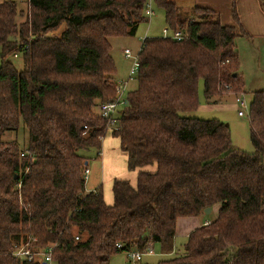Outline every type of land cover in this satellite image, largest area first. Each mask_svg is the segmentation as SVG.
Returning <instances> with one entry per match:
<instances>
[{
	"label": "trees",
	"instance_id": "16d2710c",
	"mask_svg": "<svg viewBox=\"0 0 264 264\" xmlns=\"http://www.w3.org/2000/svg\"><path fill=\"white\" fill-rule=\"evenodd\" d=\"M152 1L184 36L143 39L137 86L112 132L93 111L117 95L111 38L136 34L148 0H27L20 23L18 1L0 2V264H45L20 263L22 244L53 247L56 264H109L153 243L174 256L136 264H264V90L248 109L253 151L233 144L224 121L189 114L201 80L207 102L245 92L235 39L247 32L235 6L237 25H227L209 7L183 15L176 0ZM20 53L22 69L10 58ZM21 126L24 147L3 138ZM107 134L137 171L136 183L113 179L112 203L102 183L87 191L81 153L100 156ZM217 203V217L174 252L177 219Z\"/></svg>",
	"mask_w": 264,
	"mask_h": 264
},
{
	"label": "rangeland",
	"instance_id": "374dc122",
	"mask_svg": "<svg viewBox=\"0 0 264 264\" xmlns=\"http://www.w3.org/2000/svg\"><path fill=\"white\" fill-rule=\"evenodd\" d=\"M4 0H0L2 2ZM17 7L19 14L17 21L20 23L29 13V5L27 0H17ZM178 6L181 9L183 15L191 14L194 9L193 0H176ZM263 6L262 0L260 1ZM264 9V7H263ZM154 13L148 20H145L139 24L136 34L124 37H112V55L116 63L117 73L115 75L116 81L127 80L128 90H132L137 86L136 75H132L130 78V69L134 62V55L137 56L143 39L147 36H161L163 34L164 27L167 26L165 21L164 9L153 3ZM63 28V26L61 27ZM253 34H240L235 39L236 50L239 58V70L244 78L245 82V98L248 103L252 100V93L256 90H264V34L260 31H254ZM50 35H55L50 34ZM129 47L132 52L131 57H126L124 49ZM15 63L18 69L23 68L22 54L13 55L10 57ZM1 64V59H0ZM242 93L234 94L228 93L220 97L221 102L218 104H208L205 101L203 81L199 82L198 95L200 101V108L197 110V115L200 118H217L227 123L231 130L233 144L245 151H253L254 146L251 141L250 133V116L246 108L239 105L236 100V96ZM243 110L244 115H239L238 111ZM93 111L95 114L98 113L97 106H94ZM193 113V112H192ZM192 113L189 112L190 115ZM196 114L194 111L193 115ZM112 135V134H111ZM108 136L104 141L111 148H118V153L113 155V151L108 152L106 156H98V150L96 148H90L88 150H81V153L87 155L89 158L88 168L89 173L87 176L86 184L87 189L91 186L102 183L104 190V198L106 201L112 203L113 191H112V179L119 175L125 177L127 174L133 173L135 170H129L127 165V154L121 149L118 143V138L115 136ZM4 139H17L24 147L28 140V131L24 126H21L19 130H9L3 135ZM108 139V140H107ZM106 142V143H105ZM102 148L100 149V153ZM103 155V153H102ZM136 181V178H135ZM134 181V183H136ZM219 204L213 205L209 212L202 211L199 214V219H215L218 215ZM186 242L185 237H179L175 242L176 247L174 252H179L184 248ZM154 254L145 255L141 261H147L150 263H156L161 259L169 258L174 254H167L161 251V247L158 243H155ZM129 252L122 251L112 255L109 264H130ZM49 264H56L51 261Z\"/></svg>",
	"mask_w": 264,
	"mask_h": 264
},
{
	"label": "built area",
	"instance_id": "2783aa9c",
	"mask_svg": "<svg viewBox=\"0 0 264 264\" xmlns=\"http://www.w3.org/2000/svg\"><path fill=\"white\" fill-rule=\"evenodd\" d=\"M154 13L153 10V1L148 0L146 4V14L147 16H151ZM163 37H172V38H182L184 36V32L181 30L173 31L168 25L163 29ZM124 54L126 57H131L132 52L129 47L124 49ZM139 68V60L138 56L134 55V62L130 69V78L132 75H137ZM128 81L127 80H119L117 81V95L114 99L102 102L98 105V113L105 119V129L106 132H112L118 130L120 128V120L119 116L121 114V110L124 106L128 104L127 101V90H128ZM236 100L239 102V105L249 109L250 103L245 98L244 93L237 95ZM240 115H244L243 110H239ZM101 138H104L101 137ZM102 154V152H101ZM22 155L24 153L22 152ZM89 173V168L87 167L84 171L85 179L87 180V176ZM208 223V222H206ZM78 238V237H77ZM121 247V244H118ZM130 257V264H136L139 258L144 254H153L154 249L151 246H148L144 251L138 249L128 250ZM53 247H48L46 249L34 250L28 244H22L16 247L14 251V257L20 261V263L27 261H38V262H46L49 263L53 261Z\"/></svg>",
	"mask_w": 264,
	"mask_h": 264
},
{
	"label": "crops",
	"instance_id": "0c3cea01",
	"mask_svg": "<svg viewBox=\"0 0 264 264\" xmlns=\"http://www.w3.org/2000/svg\"><path fill=\"white\" fill-rule=\"evenodd\" d=\"M260 1L261 0H193L194 8L196 6H203V7L212 8L213 10H215L217 12V14L220 18V21L223 24H227V25H237V23L234 19V16H233V6H235L236 12H237L239 19H240V22L244 26L247 34H250V33L253 34V33H255L254 31H257V32L261 31L264 34V9H263V6L261 5ZM149 18H150V16L148 17V19ZM156 36H158V35H156ZM218 102L220 103L221 101L219 100L216 103L215 102H206V103L218 104ZM198 108H200V105ZM197 110L195 111L196 114H194V115L198 117L199 115H197ZM193 113H192V115H193ZM238 114H239V111H238ZM110 135L111 134H107V136L102 141V146H103L102 147V153H103V155L101 154V156H106V154H108V152H110V151H113V155H115L119 152L118 148H115V147L111 148V145L108 146V144H105V148H104L103 143L106 140V138ZM111 136H113V135H111ZM118 143L120 144L119 139H118ZM136 176H137V171H133V173L130 174V176H128L127 174L125 175V177H122V175L121 176L119 175L118 178H127L131 182L134 183ZM112 183H113V179H112ZM100 184L101 183L94 185V186H91L90 189H87V187H86V189H87V191L93 190L96 187H98ZM86 186H87V184H86ZM108 203H110V202H108ZM211 220L212 219L205 218V219H203V221H201L199 219V215L179 217L177 219V227H176V234H175L174 242H173V249H175V247H176L175 242L177 241V239L179 237L183 236L187 240L188 235L194 229L205 224L206 222H210ZM154 245H155V243L151 244V247L153 248ZM145 255L147 256V255H151V254L142 255L138 261H141L142 257Z\"/></svg>",
	"mask_w": 264,
	"mask_h": 264
},
{
	"label": "water",
	"instance_id": "95a60500",
	"mask_svg": "<svg viewBox=\"0 0 264 264\" xmlns=\"http://www.w3.org/2000/svg\"><path fill=\"white\" fill-rule=\"evenodd\" d=\"M210 210H211V207L205 208V212H209ZM45 264H47V263L45 262Z\"/></svg>",
	"mask_w": 264,
	"mask_h": 264
}]
</instances>
